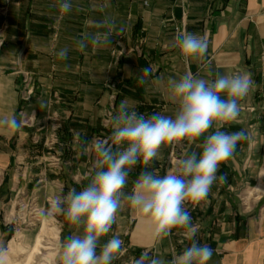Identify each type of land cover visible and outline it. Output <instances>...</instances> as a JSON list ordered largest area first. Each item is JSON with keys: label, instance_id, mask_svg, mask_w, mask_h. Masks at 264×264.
<instances>
[{"label": "crops", "instance_id": "crops-1", "mask_svg": "<svg viewBox=\"0 0 264 264\" xmlns=\"http://www.w3.org/2000/svg\"><path fill=\"white\" fill-rule=\"evenodd\" d=\"M61 2L0 0V118L26 116L20 132L0 129V241L8 255L16 254L14 234L24 231L30 206L39 210L56 195L87 186L97 158L85 147L95 133L111 134L107 111L114 96L115 112L128 99L145 117H174L168 80L188 72L206 79L243 72L252 87L239 102L237 120L221 131L244 130L250 138L220 166L225 185L214 183L189 211L197 239L213 249L209 264H264V0H69V13L60 11ZM105 20L114 25L111 45L78 50L84 35L109 30L100 27ZM179 31L207 38L204 58L183 62L170 46ZM65 47L68 56L61 60L57 53ZM144 68L151 72L141 85ZM205 139L162 146L147 169L138 165L130 172L124 191L142 171H175L184 153H199ZM61 229L56 264L72 232L67 222ZM113 235L127 252L116 264L145 250L170 260L189 243L181 230L155 241L151 224L127 204L101 243Z\"/></svg>", "mask_w": 264, "mask_h": 264}, {"label": "clouds", "instance_id": "clouds-1", "mask_svg": "<svg viewBox=\"0 0 264 264\" xmlns=\"http://www.w3.org/2000/svg\"><path fill=\"white\" fill-rule=\"evenodd\" d=\"M59 7L63 13L72 10L69 0H62ZM100 27L109 30L84 35L76 41L78 50L84 51L89 44L95 48L111 45L114 25L105 20ZM170 46L188 63L205 57L208 41L199 34L179 31ZM68 51L67 47L62 48L58 58L67 59ZM142 71L141 85L151 69ZM252 84L250 74L243 72L217 73L213 79L188 72L179 79H170L167 99L177 106L174 117L158 113L145 117L133 102L122 100L110 120L111 134L106 139L95 138L85 147L97 158L87 186L56 195L48 207L38 210L42 219L62 216L72 229L62 242L59 264H114L125 250L124 241L118 235L104 243L101 240L113 231L125 204L147 219L155 241L169 238L173 230H182L189 241L170 260L145 250L133 258L132 264H209L213 249L197 239L198 226L186 205L205 200L217 181L226 182L225 175L217 176L220 166L233 158L239 142L250 137L244 130L221 129L237 120L239 102L248 95ZM25 120L24 114L2 117L0 129L18 133ZM213 127L215 130L210 132ZM205 136L198 145L201 151L185 152L175 171L169 170L163 176L156 171H142L131 191H124L130 172L138 165L147 169L160 157L162 146L185 141L191 144ZM7 256L8 247L0 241V264H5Z\"/></svg>", "mask_w": 264, "mask_h": 264}, {"label": "rangeland", "instance_id": "rangeland-1", "mask_svg": "<svg viewBox=\"0 0 264 264\" xmlns=\"http://www.w3.org/2000/svg\"><path fill=\"white\" fill-rule=\"evenodd\" d=\"M115 102H116V97L114 96V98L111 99L112 105L107 111L108 112L107 114L110 115L109 117H112L114 115L115 106H116ZM95 138L105 139L100 133H95L91 141H93ZM33 202L34 201H32L31 204ZM29 211L31 214L29 213ZM0 212H1V204H0ZM28 213L30 215V218L28 216V218L25 220L24 231L20 229L18 230L16 234H14L15 236L14 245L16 249V254H9L5 260V264H28V263L29 264H56L57 256H58V249H59V244H60L59 231L61 232L62 230L61 228L63 227V225L66 224V221L64 220L62 216H59V215H53L50 218L42 219L38 215V210H36V208L32 206H30V208L28 209ZM195 222L196 221H194L193 223ZM43 227L50 229V232L53 234L51 237L52 238L51 246H52L53 255H51V257H47L48 259H45V260H43L44 255L40 256V259H35V254H33L35 246H36V245L34 246L36 236L38 233L39 234L41 233ZM57 227L59 228V231ZM58 235H59V240H58ZM124 253H127V252H124ZM44 254H46V252H44ZM128 264H132V261L129 262Z\"/></svg>", "mask_w": 264, "mask_h": 264}, {"label": "bare ground", "instance_id": "bare-ground-1", "mask_svg": "<svg viewBox=\"0 0 264 264\" xmlns=\"http://www.w3.org/2000/svg\"><path fill=\"white\" fill-rule=\"evenodd\" d=\"M52 235L53 234L50 232V229L43 227L41 233L38 236V240H36L37 243L33 253L35 254V259H40V256L44 255L43 260H45L48 259L47 257H51V255H53L51 246ZM44 252H46V254H44Z\"/></svg>", "mask_w": 264, "mask_h": 264}, {"label": "built area", "instance_id": "built-area-1", "mask_svg": "<svg viewBox=\"0 0 264 264\" xmlns=\"http://www.w3.org/2000/svg\"><path fill=\"white\" fill-rule=\"evenodd\" d=\"M224 185H225V183H220V186H224ZM197 205H198V204H196V205H191L190 207H188L189 205H186V207L188 208V210H189V208H191V210H195V209L197 208ZM195 225H196V223H195ZM196 226H198V225H196ZM181 237H182L183 240H187V239L184 237L183 232H182Z\"/></svg>", "mask_w": 264, "mask_h": 264}]
</instances>
